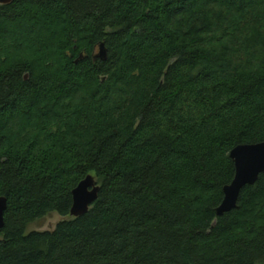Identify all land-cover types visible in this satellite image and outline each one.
Instances as JSON below:
<instances>
[{
    "label": "trees",
    "instance_id": "obj_1",
    "mask_svg": "<svg viewBox=\"0 0 264 264\" xmlns=\"http://www.w3.org/2000/svg\"><path fill=\"white\" fill-rule=\"evenodd\" d=\"M262 141L264 0L0 5V264H264V175L215 213Z\"/></svg>",
    "mask_w": 264,
    "mask_h": 264
},
{
    "label": "water",
    "instance_id": "obj_2",
    "mask_svg": "<svg viewBox=\"0 0 264 264\" xmlns=\"http://www.w3.org/2000/svg\"><path fill=\"white\" fill-rule=\"evenodd\" d=\"M14 0H0V5H7ZM107 50L103 42L98 44V50L93 59L105 60ZM106 77H102L101 81ZM233 161L235 172L232 181L223 187V198L215 209L217 216L231 211L237 207L240 191L247 185H254L259 175H264V141L254 144L235 146L229 153ZM99 185L92 175L83 178L72 190V205L70 217H80L86 214L90 206L98 197ZM6 198L0 197V231L4 226V212L6 210Z\"/></svg>",
    "mask_w": 264,
    "mask_h": 264
},
{
    "label": "rangeland",
    "instance_id": "obj_3",
    "mask_svg": "<svg viewBox=\"0 0 264 264\" xmlns=\"http://www.w3.org/2000/svg\"><path fill=\"white\" fill-rule=\"evenodd\" d=\"M69 217H63L60 216L58 213L53 212L50 213L48 215H46L45 217H43L42 219H39L31 224H29L27 226L26 229V233L31 232V231H51L54 229L55 225L63 220V219H67Z\"/></svg>",
    "mask_w": 264,
    "mask_h": 264
}]
</instances>
